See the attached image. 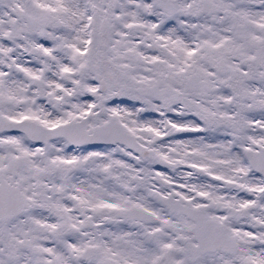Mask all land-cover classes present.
Returning a JSON list of instances; mask_svg holds the SVG:
<instances>
[{
    "label": "snow or ice",
    "instance_id": "1",
    "mask_svg": "<svg viewBox=\"0 0 264 264\" xmlns=\"http://www.w3.org/2000/svg\"><path fill=\"white\" fill-rule=\"evenodd\" d=\"M0 264H264V0H0Z\"/></svg>",
    "mask_w": 264,
    "mask_h": 264
}]
</instances>
